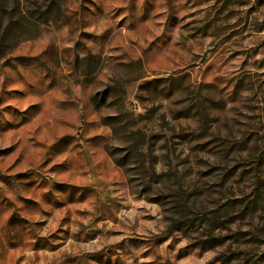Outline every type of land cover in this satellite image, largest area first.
<instances>
[{
    "label": "rangeland",
    "instance_id": "rangeland-1",
    "mask_svg": "<svg viewBox=\"0 0 264 264\" xmlns=\"http://www.w3.org/2000/svg\"><path fill=\"white\" fill-rule=\"evenodd\" d=\"M0 264H264V0H0Z\"/></svg>",
    "mask_w": 264,
    "mask_h": 264
},
{
    "label": "trees",
    "instance_id": "trees-1",
    "mask_svg": "<svg viewBox=\"0 0 264 264\" xmlns=\"http://www.w3.org/2000/svg\"><path fill=\"white\" fill-rule=\"evenodd\" d=\"M150 82H152V81H150ZM115 163H116L117 165H120V164L118 163V161H115Z\"/></svg>",
    "mask_w": 264,
    "mask_h": 264
}]
</instances>
